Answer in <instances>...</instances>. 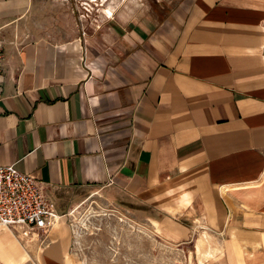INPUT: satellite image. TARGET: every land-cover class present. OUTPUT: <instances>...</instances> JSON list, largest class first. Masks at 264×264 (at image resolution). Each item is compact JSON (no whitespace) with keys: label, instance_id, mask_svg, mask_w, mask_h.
Returning a JSON list of instances; mask_svg holds the SVG:
<instances>
[{"label":"crops","instance_id":"0c3cea01","mask_svg":"<svg viewBox=\"0 0 264 264\" xmlns=\"http://www.w3.org/2000/svg\"><path fill=\"white\" fill-rule=\"evenodd\" d=\"M94 1L0 0V165L60 215L39 239L0 226V264H78L61 219L88 190L185 264H264V0Z\"/></svg>","mask_w":264,"mask_h":264},{"label":"rangeland","instance_id":"374dc122","mask_svg":"<svg viewBox=\"0 0 264 264\" xmlns=\"http://www.w3.org/2000/svg\"><path fill=\"white\" fill-rule=\"evenodd\" d=\"M39 1L53 5L71 3L70 0ZM72 1L74 8L83 11L80 19L89 17L96 3ZM171 1L127 0L126 3L131 7L146 6L154 12ZM78 193L67 217L61 219L73 234L72 252L78 264H185L184 253L177 244L157 233L153 221L142 210L124 208L91 190Z\"/></svg>","mask_w":264,"mask_h":264},{"label":"built area","instance_id":"2783aa9c","mask_svg":"<svg viewBox=\"0 0 264 264\" xmlns=\"http://www.w3.org/2000/svg\"><path fill=\"white\" fill-rule=\"evenodd\" d=\"M6 43L5 28L0 25V88L8 79ZM12 43L15 47L21 45ZM57 215L40 180L12 164L0 165V226L13 229L26 238L39 239L48 234Z\"/></svg>","mask_w":264,"mask_h":264},{"label":"bare ground","instance_id":"6f19581e","mask_svg":"<svg viewBox=\"0 0 264 264\" xmlns=\"http://www.w3.org/2000/svg\"><path fill=\"white\" fill-rule=\"evenodd\" d=\"M58 217H60V215H57ZM56 227H58L59 226V223L58 222H56V225H55Z\"/></svg>","mask_w":264,"mask_h":264}]
</instances>
